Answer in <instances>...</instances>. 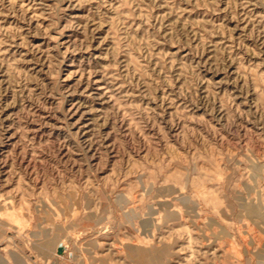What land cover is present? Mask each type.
Listing matches in <instances>:
<instances>
[{"label": "rangeland", "instance_id": "1", "mask_svg": "<svg viewBox=\"0 0 264 264\" xmlns=\"http://www.w3.org/2000/svg\"><path fill=\"white\" fill-rule=\"evenodd\" d=\"M0 264H264V0H0Z\"/></svg>", "mask_w": 264, "mask_h": 264}, {"label": "bare ground", "instance_id": "2", "mask_svg": "<svg viewBox=\"0 0 264 264\" xmlns=\"http://www.w3.org/2000/svg\"><path fill=\"white\" fill-rule=\"evenodd\" d=\"M138 254H139V258L141 257V260L146 257V253L144 251H139ZM142 261L144 262L145 259Z\"/></svg>", "mask_w": 264, "mask_h": 264}]
</instances>
